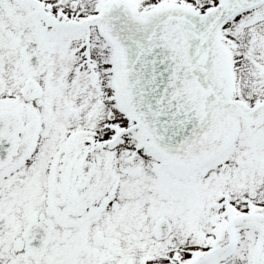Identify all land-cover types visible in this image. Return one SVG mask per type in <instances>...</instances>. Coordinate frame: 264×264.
Wrapping results in <instances>:
<instances>
[{"label":"snow or ice","instance_id":"1","mask_svg":"<svg viewBox=\"0 0 264 264\" xmlns=\"http://www.w3.org/2000/svg\"><path fill=\"white\" fill-rule=\"evenodd\" d=\"M0 264H264V0H0Z\"/></svg>","mask_w":264,"mask_h":264}]
</instances>
